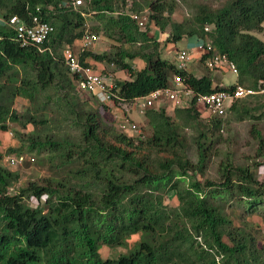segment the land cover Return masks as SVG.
I'll return each mask as SVG.
<instances>
[{
	"label": "trees",
	"instance_id": "16d2710c",
	"mask_svg": "<svg viewBox=\"0 0 264 264\" xmlns=\"http://www.w3.org/2000/svg\"><path fill=\"white\" fill-rule=\"evenodd\" d=\"M74 1L0 0V130H9L10 122L25 129L15 130L19 146L7 152L21 164L36 162L50 172L17 185L20 172L0 163V264H264L261 233L245 217L242 225L235 224L236 216L264 209V178L258 177L264 162L237 165L227 155L220 164L221 179L205 178L225 120L204 117L196 103L200 94L227 89L220 85L223 73L205 65L208 53L190 63L203 71L201 76L161 56L165 42L186 38L197 47L210 41L236 65L238 84L260 90L264 41L254 30H264V0L200 4L192 18L181 21L172 17L176 0H85L77 7ZM129 3L138 18L129 14ZM91 12L100 23L91 32L141 46L96 52L94 44L82 50ZM15 14L27 22L38 14L54 30L41 45L23 46L6 23ZM144 16L165 32L163 42L140 30ZM67 48L84 68L96 70L92 61L106 65L102 74L116 77V104L165 88L176 75L195 95L188 107H174L172 114L166 107L146 109L139 131L138 126L131 132L108 127L96 95L78 86L79 73L64 57ZM135 58L144 67L136 68ZM121 71L130 77L119 79ZM263 97L260 92L237 100L229 113L239 121L261 120ZM18 98L25 101L22 108L14 106ZM191 127L197 162L187 156ZM252 133L264 156L261 130L254 126ZM174 196L176 206L167 201ZM228 198L236 199L230 213ZM104 245L127 251L103 258Z\"/></svg>",
	"mask_w": 264,
	"mask_h": 264
},
{
	"label": "rangeland",
	"instance_id": "374dc122",
	"mask_svg": "<svg viewBox=\"0 0 264 264\" xmlns=\"http://www.w3.org/2000/svg\"><path fill=\"white\" fill-rule=\"evenodd\" d=\"M176 1L178 5L172 17L175 20L181 21L185 17L192 18V16H194L196 12L197 5L208 4L209 6H212V7H220L222 5H225L229 0H176ZM84 4H85V0H83L80 6ZM131 6H132V3H129L128 11L130 10L129 14L132 16L136 14V12H134V10L132 9H129L131 8ZM144 10H145L144 11L145 13H148L149 8H146V9L144 8ZM118 13L119 12H115V13H112V15L117 16ZM93 14H94L93 12L86 14L89 31H92V29H94L97 25L100 26L99 21L96 19V17L93 16ZM170 29L171 28L168 27V31ZM140 30L141 31L149 30L150 31L149 34L152 33V36H156L153 39L157 41L161 36L160 34L162 33V30L154 24L150 25V27H146L145 29H140ZM254 33L264 41V30L262 32L254 30ZM98 34L100 38L92 48L96 52L111 51V50L114 51V50H117V48L122 45L125 48H129V50H135L141 46L140 42L136 44H131V43L123 42V41L119 42V41L113 40L107 36L105 37V35L101 31ZM149 34L147 33L148 36ZM78 43L80 42H77L76 46L78 45ZM186 47L188 48L192 47V49L194 47V45L189 44V41L186 38L178 42H175V43L174 42H171L169 44L166 42L162 43L161 56L164 59H169V60L178 62L176 58V51L178 49H183ZM195 48L196 46L194 47V49ZM76 49H78V47H76ZM192 49H189V50H192ZM59 52H62L61 49H59ZM92 62H93L94 68H96L97 71L103 72V69L106 67L105 64L95 63L94 61ZM133 63L138 69H141L145 65V63L142 61L141 58L133 59ZM105 69H108V68L106 67ZM188 69L197 76H201V74L203 73L201 69H198L197 67H193L192 64L188 65ZM125 78L126 79L129 78L127 72L121 71L119 73V79H125ZM237 79H238L237 75L233 71L228 70L226 71V74L223 75L222 82L226 85H231L235 83ZM86 96L90 98L89 95H86ZM251 100L254 101L255 98H252ZM24 102H25L24 100L18 98L14 106L16 107L18 106L19 108H22ZM262 102L264 103V97L262 98ZM173 106L174 104L172 103H169L166 106L167 111L169 112L168 114H172L173 108H174ZM111 107L112 106H108V107L100 106V112L102 114V121L108 127L111 125H115L118 129H121L123 127V129L128 132L132 131V123L137 124L138 131H139V126L141 127L142 125L143 127L144 120L138 114V112L136 111V108L132 107V105L123 103L121 104L120 107H117V106L114 108H111ZM263 111H264V108H263ZM257 113L259 114L260 111ZM202 115L204 117H208L209 113L202 111ZM204 117H201V118L205 122L207 119ZM223 118L225 120L224 128L217 134V137H219V139L215 143L214 148L211 151L212 155L210 157L208 168L205 174V178L215 180L217 182L221 179V174L219 172L220 164L223 162V160L226 158L227 155H230L231 161H233L237 165L245 164L249 166H254L255 162H264V156H260L258 154V146H259L258 139H256V137L252 133V128L255 126L256 128H259L261 130L264 136V117L261 120L247 118L245 120L239 121V120L234 119L231 116V114L228 112V114L224 115ZM130 119H132V121ZM9 126L10 128L7 131L0 130V151L3 153V158L0 163L3 166L11 170H17L20 172L21 180L17 183V185H19L20 183H26L29 180H36L37 178L40 180V178L44 176H48V174H50L49 170L45 167L38 165L36 162L29 163V164L19 163L17 165H14V164H11L7 160L8 156L13 155L7 152L8 148L13 147V146H19V140L15 136V130L21 131V132H27L22 127L16 124H13L11 122ZM195 136H196V132H195L194 127L188 128L187 138L189 141V147L187 149V156L193 162L198 161V153H197V149L195 148V142H194ZM197 176L200 180L202 179L205 180V178H202V176L198 174ZM258 177L259 179L264 178V163H262L258 168ZM167 199H168L167 201L169 204L174 205V206L178 205V200L175 196L171 198H167ZM234 201H236L235 198H228L225 200V203L227 206L226 211L228 213L231 212L230 206L233 204ZM237 211L243 212V208L238 209ZM244 217L246 221L251 222V225L253 226L254 229L258 230L259 233H261L260 243L264 244V209L260 210L259 212L255 214H249L246 211L245 216L244 215L241 217L236 216L235 224L242 225ZM138 238H139L138 235L132 236L130 240L131 242L130 245ZM126 251H127L126 247L110 248L105 245L100 249V253L103 258L118 257L121 253H125Z\"/></svg>",
	"mask_w": 264,
	"mask_h": 264
},
{
	"label": "built area",
	"instance_id": "2783aa9c",
	"mask_svg": "<svg viewBox=\"0 0 264 264\" xmlns=\"http://www.w3.org/2000/svg\"><path fill=\"white\" fill-rule=\"evenodd\" d=\"M82 2L83 0H77L76 5L82 4ZM133 16L138 18V14H134ZM147 19L148 17L144 16L140 19L139 24L145 27ZM7 24L14 30L15 38L23 46L28 44L41 45L54 30V26L38 14L33 15L31 22H27L24 18L15 14L9 17ZM99 38L97 33L87 30L81 39L82 50L88 48L90 45H94ZM64 51V57L66 62L70 64L71 70L74 73H79L78 76L81 79H78V86L93 92L103 105H114L113 88L116 86L114 77L97 72L91 67L84 68L79 61V57L73 51L68 48ZM206 53H210V56L204 61L208 68H216V70L222 72H225L224 69L226 68L238 74L236 65L233 62H229L226 55L217 53L210 42H207L206 46L200 44L192 50H178V67L185 69L195 59L202 58ZM221 86H224V84H221ZM261 91L264 92V86ZM257 92L251 87L238 84L233 89H221L209 94H200L196 106L201 112L205 111L209 113V116H224L229 112L230 107L236 100L246 98ZM194 95L193 90L186 87L180 75H176L173 78L171 86L155 90L147 96L139 97L133 102V105L139 113L143 114L146 109L155 106L159 107L167 102H171L175 106H189ZM132 128L136 129L137 125L132 124Z\"/></svg>",
	"mask_w": 264,
	"mask_h": 264
},
{
	"label": "clouds",
	"instance_id": "9594fccd",
	"mask_svg": "<svg viewBox=\"0 0 264 264\" xmlns=\"http://www.w3.org/2000/svg\"><path fill=\"white\" fill-rule=\"evenodd\" d=\"M77 1V0H76ZM76 1H74L73 2V4H74V6L75 7H77V6H79V5H81V4H79V5H76ZM149 12V11H148ZM8 20V19H7ZM7 20H6V23H7ZM0 22H2V23H4V20H0ZM141 26V25H140ZM146 27H150V25H149V20H147L146 21V26L145 27H140L141 29H145ZM146 31H148V34H149V30H146ZM161 36H160V38L158 39V41L159 42H163L164 41V35H165V32H163L162 31V33L160 34ZM149 36H151L152 38H155L156 36H152V33L151 34H149ZM14 39L15 40H17L15 37H14ZM19 42V41H18ZM208 42H210V41H208ZM211 43V42H210ZM169 44V43H168ZM211 45H212V43H211ZM213 46V45H212ZM183 49H186V48H183ZM194 49V48H193ZM213 49H214V47H213ZM178 50H181V49H178ZM178 50L176 51V58H177V52H178ZM188 50V49H187ZM217 52V51H216ZM217 53H219V54H221L220 52H217ZM208 55L210 56V53H208ZM221 55H225V54H221ZM178 60V59H177ZM143 61V60H142ZM144 62V61H143ZM179 64V61L177 62V65ZM137 68V67H136ZM179 68V67H178ZM180 69V68H179ZM187 69H188V67H187ZM189 70V69H188ZM97 71V70H96ZM97 72H101V71H97ZM193 73V72H192ZM223 74H226V71L225 72H222ZM128 74V73H127ZM194 74V73H193ZM238 74H239V72H238ZM238 74H236L237 75V77H238ZM113 76V75H112ZM128 76H129V74H128ZM197 76V75H196ZM114 77V76H113ZM130 77V76H129ZM175 76H173L170 80H171V83H173V78H174ZM126 79V78H125ZM116 80V78L114 77V81ZM185 82V81H184ZM221 84H224L223 82H221L220 83V85ZM234 84H236V85H238V83H237V80H236V82L234 83ZM172 85V84H171ZM171 85H169V86H171ZM240 85H242V84H240ZM245 86V85H244ZM264 86V85H263ZM263 86H261V88H260V90H256V91H258L257 93H260V92H262L261 90H262V88H263ZM224 87H226L227 89H229V88H231V86L230 85H226V84H224ZM236 87V86H235ZM252 88V87H251ZM163 89V88H162ZM231 89H233V88H231ZM254 89V88H253ZM192 90V89H191ZM194 92V91H193ZM152 93V92H151ZM262 93H264V92H262ZM256 94V93H255ZM149 95V94H148ZM253 95V94H252ZM249 96H251V95H249ZM248 96V97H249ZM144 97V96H143ZM139 98V97H138ZM247 98V97H246ZM137 99V98H136ZM135 99V100H136ZM242 99H244V98H242ZM134 100V101H135ZM238 100H241V99H238ZM99 102H100V100H98ZM237 101V100H236ZM126 103V102H125ZM169 103H171V102H167V103H165L164 105L165 106H163V105H161V106H159V107H151V108H155V109H161V108H163V107H166ZM101 104V106L102 107H108V106H112L111 108H114V107H120L121 106V104H123V103H120V104H116V101H115V104L114 105H103L102 103H100ZM126 104H129V105H132V107H135L134 105H133V102L132 103H126ZM167 104V105H166ZM189 105H190V103H189ZM233 105V104H232ZM173 107H181V106H173ZM185 107H188V106H185ZM185 107H182V108H185ZM136 108V107H135ZM231 108V107H230ZM166 110H167V108H166ZM230 110V109H229ZM136 111L138 112V110H137V108H136ZM146 112V111H145ZM167 113H169L168 111H167ZM138 114L139 115H141V113H139L138 112ZM144 114V113H143ZM228 114V113H227ZM133 124V123H132ZM133 129V128H132ZM134 130V129H133ZM7 160L11 163V164H14V165H17V164H19V163H21V160L19 159V160H17L15 157H12V156H8V158H7ZM15 189H14V186H12V187H9V191L10 192H12V191H14Z\"/></svg>",
	"mask_w": 264,
	"mask_h": 264
},
{
	"label": "crops",
	"instance_id": "0c3cea01",
	"mask_svg": "<svg viewBox=\"0 0 264 264\" xmlns=\"http://www.w3.org/2000/svg\"><path fill=\"white\" fill-rule=\"evenodd\" d=\"M189 44H190V42H189ZM194 47H195V45H194ZM194 47H193V48H194ZM186 49H192V47H191V48L186 47ZM223 75H225V74H223ZM222 80H223V79H222Z\"/></svg>",
	"mask_w": 264,
	"mask_h": 264
}]
</instances>
